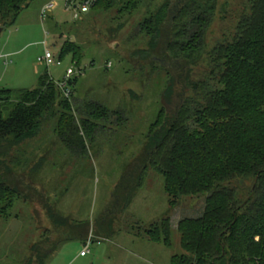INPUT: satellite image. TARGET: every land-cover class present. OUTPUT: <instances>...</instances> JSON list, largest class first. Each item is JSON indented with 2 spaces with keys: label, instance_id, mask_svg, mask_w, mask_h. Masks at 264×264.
I'll return each instance as SVG.
<instances>
[{
  "label": "rangeland",
  "instance_id": "374dc122",
  "mask_svg": "<svg viewBox=\"0 0 264 264\" xmlns=\"http://www.w3.org/2000/svg\"><path fill=\"white\" fill-rule=\"evenodd\" d=\"M49 1L55 6L43 16L41 8ZM116 1L101 10L105 0L102 4L99 0L76 20L64 10V0H35L0 34V54L10 61L4 64L0 59V88L31 91L43 75L49 78L42 90L56 88L54 104L42 116L38 133L8 153L24 185L14 184L19 195L10 206L0 203V264H29L35 244L48 240L47 247L58 240L63 228L54 226L48 209L85 226L60 241L45 264H171L172 257L189 255L181 231L185 220L202 216L205 195L174 196L160 173L150 167L140 172L144 146L150 132L162 123L163 119L153 125L157 117L175 110L186 95L185 76L205 77L211 66L208 54L215 45L231 41L242 14H248L249 1L218 0L204 39L196 40L204 44L193 68L182 60L175 63L161 48L174 10L150 46L153 39L146 31L153 25L143 22L164 0H137L135 9L133 2L127 6L128 0ZM183 1L170 0V4ZM225 3L228 7L223 10ZM63 43L78 47L75 57L81 58L80 64L71 52L58 66L46 68L38 61L45 48L59 56ZM141 50L147 55L137 53ZM72 63L82 74L74 76V94L66 98L56 83ZM90 102L100 105L93 107L100 109L96 112L102 113L101 119L85 112L82 106ZM79 107L91 137L80 130L81 136H76L80 143L69 144L73 129L82 128ZM122 177L129 188L120 196L124 198L115 200L114 190ZM131 237L142 240L138 242L142 259L129 255L134 248ZM87 242L89 252L80 257Z\"/></svg>",
  "mask_w": 264,
  "mask_h": 264
},
{
  "label": "trees",
  "instance_id": "16d2710c",
  "mask_svg": "<svg viewBox=\"0 0 264 264\" xmlns=\"http://www.w3.org/2000/svg\"><path fill=\"white\" fill-rule=\"evenodd\" d=\"M33 1L0 0V27L13 25ZM248 1V14H242L231 41L215 45L208 54L211 66L205 77L191 80L185 76L186 95L180 97L175 110L157 117L153 125L163 119L162 123L150 132L144 146L140 172L150 167L160 173L168 193L174 196L205 195L202 216L185 220L183 228L180 224L190 257L174 256L171 264H264V0ZM115 2L105 0L101 10ZM130 2L133 9L139 5L137 0H128L127 6ZM170 5V0H164L153 17L143 22L153 25L146 31L153 39L150 46L174 10L169 35L161 48L175 63L182 60L193 68L204 44L196 40L204 39L217 14L218 0H184ZM227 7L225 3L221 8ZM147 8L151 9L149 4ZM77 49L73 43H63L57 57L62 60L71 52L72 59L80 64L81 58L75 57ZM137 53L147 55L142 50ZM48 78L41 76L31 91L0 88V203L10 206L19 195L14 184L24 185L14 173L8 153L12 146L38 133L42 116L53 106L56 88L42 90ZM75 83V78L69 80L70 97ZM94 104L100 106L90 102L82 107L91 117L97 114L95 119H101L102 113L96 112L100 109ZM80 122L82 128L73 129L69 144L80 143V130L84 137H91L90 126L82 116ZM128 188V181L122 177L113 198H124L120 196ZM48 213L54 226L63 228L62 234L47 247L48 240L35 244L29 264H45L60 241L85 226L49 209Z\"/></svg>",
  "mask_w": 264,
  "mask_h": 264
},
{
  "label": "built area",
  "instance_id": "2783aa9c",
  "mask_svg": "<svg viewBox=\"0 0 264 264\" xmlns=\"http://www.w3.org/2000/svg\"><path fill=\"white\" fill-rule=\"evenodd\" d=\"M95 0H64V10L70 12L72 17L80 18L81 14H85L88 12ZM55 6L54 1H49L45 3L41 8V15L48 14ZM45 43V42H44ZM4 58V64H9L10 61L6 55L0 54V59ZM38 61L41 64H44L47 68H50L55 65H60L61 60L53 55L50 50L45 48L44 53L41 57L38 58ZM82 74V69L79 66L72 63V67L68 68L65 72V76L61 81L56 83L57 87L63 93L65 97H70L71 95V85L69 84V80L73 79L74 76H78ZM89 242L83 247L82 251L79 253L80 256L86 255L89 251Z\"/></svg>",
  "mask_w": 264,
  "mask_h": 264
},
{
  "label": "crops",
  "instance_id": "0c3cea01",
  "mask_svg": "<svg viewBox=\"0 0 264 264\" xmlns=\"http://www.w3.org/2000/svg\"><path fill=\"white\" fill-rule=\"evenodd\" d=\"M117 237V236H116ZM116 239V238H115ZM140 238H137V237H134V238H130L129 239V242L132 244V246L134 247L132 250H130V251H128V253H129V255L130 256H133V257H135L136 258V260H139V259H142V254H143V249H141V247L139 246V244H142V243H138L139 241H141L142 242V240L140 239ZM108 241V240H107ZM116 241V240H115ZM112 243H114V242H112ZM144 244H146V246H148L147 245V243L145 242ZM89 248V247H88ZM149 247H147V250H149L148 249ZM89 252V251H88ZM87 254V253H86ZM80 256V255H79ZM86 255H84V256H80V257H85Z\"/></svg>",
  "mask_w": 264,
  "mask_h": 264
},
{
  "label": "water",
  "instance_id": "95a60500",
  "mask_svg": "<svg viewBox=\"0 0 264 264\" xmlns=\"http://www.w3.org/2000/svg\"><path fill=\"white\" fill-rule=\"evenodd\" d=\"M3 30H4V28L0 27V34L2 33Z\"/></svg>",
  "mask_w": 264,
  "mask_h": 264
}]
</instances>
